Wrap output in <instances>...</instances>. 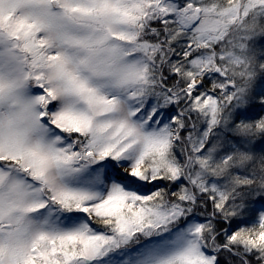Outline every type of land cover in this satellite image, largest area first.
<instances>
[{
  "label": "snow or ice",
  "instance_id": "6c2138e0",
  "mask_svg": "<svg viewBox=\"0 0 264 264\" xmlns=\"http://www.w3.org/2000/svg\"><path fill=\"white\" fill-rule=\"evenodd\" d=\"M0 264H264V0H0Z\"/></svg>",
  "mask_w": 264,
  "mask_h": 264
}]
</instances>
